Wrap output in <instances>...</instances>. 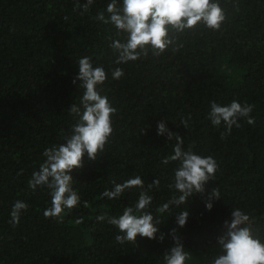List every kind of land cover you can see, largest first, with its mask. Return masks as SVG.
I'll list each match as a JSON object with an SVG mask.
<instances>
[{"label": "trees", "instance_id": "obj_1", "mask_svg": "<svg viewBox=\"0 0 264 264\" xmlns=\"http://www.w3.org/2000/svg\"><path fill=\"white\" fill-rule=\"evenodd\" d=\"M218 2L225 12L219 30L200 24L171 32L174 43L160 56L149 51L146 58L116 64L110 44L125 36L95 19L102 11L108 18L110 0H93L83 15L82 9L73 11L74 0H0V264H164L163 255L174 246L173 228L189 253L185 264H212L224 222L230 223L237 208L249 215L254 236L264 242V0ZM85 56L107 74L99 88L116 109L113 133L95 161L85 155L83 167L72 171L80 204L58 222L43 215L49 190L33 191L28 181L44 162V150L64 143L76 123L68 109L80 103L83 89L72 81ZM117 67L124 75L114 80ZM232 100L254 105V123L241 118L240 127L221 138L226 127L211 124L210 103L226 106ZM189 116L185 129L180 121ZM164 119L183 138L184 150L193 145V152L212 156L218 168L203 194L160 213V206L179 195L168 188L178 162L162 163L176 143L157 135ZM136 176L144 189L101 198L113 182ZM156 178L160 185L147 193L153 198L147 211L161 222L156 226L164 240L138 236L136 243H117L118 229L96 217L122 215ZM217 187L220 199L208 211L205 201ZM17 200L28 208L13 225L10 212ZM182 210L189 215L180 228L176 215Z\"/></svg>", "mask_w": 264, "mask_h": 264}, {"label": "clouds", "instance_id": "obj_2", "mask_svg": "<svg viewBox=\"0 0 264 264\" xmlns=\"http://www.w3.org/2000/svg\"><path fill=\"white\" fill-rule=\"evenodd\" d=\"M93 0H86L81 4L74 0L73 11L82 9L81 15L87 12ZM105 13L99 12L95 17L102 23L110 24L116 29L117 36L124 34V42L120 39L112 40L110 47L117 54L116 64H124L129 61H137L146 58L151 51L153 56L163 54L174 40L171 32L182 33L202 24L206 29L217 31L225 20L224 9L218 0H110ZM109 39H112L109 37ZM177 51V48H173ZM78 75L73 79L75 85L83 89L79 105L73 103L69 106V115L76 117V123L70 128V134L64 137V143L46 148L43 152L45 160L40 164L38 171L32 173L28 181V187L35 191L38 186H44L49 190L50 207L43 212L45 218H54L62 222V213L71 211L80 204V197L73 189L72 171L83 167V158L86 155L89 161H95L99 153L104 151L113 133L112 116L116 109L110 104L108 97L101 94L99 86L107 79L103 66H94L92 58L85 56L78 60ZM124 75L122 68L112 71L114 80ZM254 105L241 104L232 100L230 104L221 106L216 102L210 103L208 119L213 126H219L223 122L226 132L221 134L224 138L231 132L233 126L239 128L238 121L246 119L248 124H253L250 117ZM189 116L181 119L180 125L188 127ZM165 119L157 124V135H167L168 140H175L173 154L162 160L163 164L170 161L178 162L174 170L173 180L168 184L170 190L179 195H174L167 203L160 206L157 211L167 212L172 205H183L193 193L203 194L205 185L214 181L218 165L212 156H201L192 151L193 145L187 150L183 148V138L179 134L172 133L166 127ZM111 190L101 193V198H119L125 190L139 187L144 189V181L140 176L130 178L122 184L113 182ZM160 185L159 178L147 185L140 192L138 200L133 206L125 207L122 215H99L97 221H107L108 224L118 229L115 240L119 244L125 242L136 243L137 237L149 240H164V234L159 232L156 225L161 223L153 219L151 212L147 211L152 203V196L147 193ZM219 189L214 188L208 194L205 208L211 211L213 201L218 200ZM87 202H85V207ZM28 205L17 200L10 212V223H19L21 213L26 211ZM188 211L182 210L176 215L177 227H184L188 218ZM83 217L76 223H82ZM226 231L217 238L220 249L212 264H264V242L253 234L252 221L249 215L240 209H232L230 223L224 222ZM159 233V234H158ZM171 235L174 246L163 255L164 264H185L190 259L183 244L173 228Z\"/></svg>", "mask_w": 264, "mask_h": 264}]
</instances>
